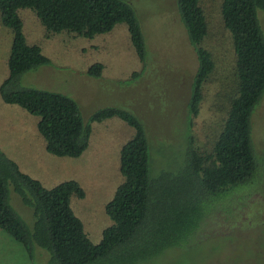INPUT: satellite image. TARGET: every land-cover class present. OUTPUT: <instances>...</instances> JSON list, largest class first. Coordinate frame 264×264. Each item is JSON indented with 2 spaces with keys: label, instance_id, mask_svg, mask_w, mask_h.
<instances>
[{
  "label": "trees",
  "instance_id": "16d2710c",
  "mask_svg": "<svg viewBox=\"0 0 264 264\" xmlns=\"http://www.w3.org/2000/svg\"><path fill=\"white\" fill-rule=\"evenodd\" d=\"M175 4L196 58L185 103L189 128L214 62L202 43L207 23L199 0H175ZM22 7L33 11L46 36L66 31L91 37L124 22L140 60L145 47L136 14L126 0H0V22L11 35L0 99L37 115L36 129L47 152L77 156L88 144L91 124L113 116L132 128L118 151L122 179L103 206L110 223L96 242L88 239L69 204L71 194L83 193L77 180L66 178L44 186L0 149V228L22 244L29 258L37 245L47 251V264H137L179 244L196 227L207 200L233 197V190L253 176L256 156L250 114L264 91V34L257 17L264 0H220V19L234 53V82L219 94L225 96L221 122L206 148L195 145L188 130L181 161L155 174L143 125L132 112L104 105L84 118L70 95L21 83L25 71L50 63L39 44L26 39L18 13ZM101 69L102 63L94 61L84 71L99 76ZM10 189L31 208V226L11 204Z\"/></svg>",
  "mask_w": 264,
  "mask_h": 264
},
{
  "label": "rangeland",
  "instance_id": "374dc122",
  "mask_svg": "<svg viewBox=\"0 0 264 264\" xmlns=\"http://www.w3.org/2000/svg\"><path fill=\"white\" fill-rule=\"evenodd\" d=\"M126 1L143 35V60L137 57L124 22L91 37L66 31L46 36L33 11L18 8L26 39L38 43L50 59L49 64L25 71L20 80L70 95L84 118L104 105L132 112L143 125L155 174L181 161L188 130L195 145L208 147L223 115L225 96H219L220 91L225 93L234 82V53L220 19V0H199L207 23L202 43L214 66L203 84L198 113L187 128L185 103L196 58L175 0ZM257 17L264 34V10L257 9ZM10 37V28L0 22V80L7 72ZM94 61L102 63L99 76L84 71ZM36 120L37 115L0 99V149L44 186L66 178L77 180L83 193L70 195V207L88 239L98 241L101 229L110 223L104 202L122 179L119 147L132 128L116 116L93 122L80 154L55 155L44 149ZM250 136L256 156L253 176L233 190V197L207 200L196 227L179 244L137 264H264V91L250 114ZM9 200L31 226V208L11 189ZM47 259V251L37 245L29 258L22 244L0 228V264H47Z\"/></svg>",
  "mask_w": 264,
  "mask_h": 264
}]
</instances>
